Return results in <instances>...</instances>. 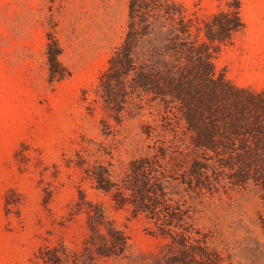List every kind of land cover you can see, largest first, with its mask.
Masks as SVG:
<instances>
[{"label":"trees","instance_id":"16d2710c","mask_svg":"<svg viewBox=\"0 0 264 264\" xmlns=\"http://www.w3.org/2000/svg\"><path fill=\"white\" fill-rule=\"evenodd\" d=\"M128 1L125 35L95 89L107 115L101 138L83 135L68 159L103 198L79 188L70 214L85 215L89 233L75 263L132 257L128 237L110 217L114 206L144 217L164 239L157 254L131 264H237L214 245V232L201 219L215 198L251 195L264 228V88L233 84L213 61L246 28L241 2L227 0L205 17L188 14L177 0ZM62 53L50 31L51 82L71 75ZM136 122L142 150L123 161ZM40 256L45 264H62L69 254L53 247Z\"/></svg>","mask_w":264,"mask_h":264},{"label":"rangeland","instance_id":"374dc122","mask_svg":"<svg viewBox=\"0 0 264 264\" xmlns=\"http://www.w3.org/2000/svg\"><path fill=\"white\" fill-rule=\"evenodd\" d=\"M190 15L209 16L227 0H177ZM245 30L214 54L217 74L253 90L264 88V0H240ZM128 0H0V264H45L40 253L65 248L62 264H76L89 230L85 215L70 211L79 188L97 195L68 159L83 135L101 138L107 117L96 86L113 47L123 39ZM54 31L70 69L51 82L48 33ZM111 122H114L112 119ZM139 123L120 159L142 150ZM259 202L245 195L214 199L201 225L214 232V245L237 264H264V228ZM110 217L125 233L131 258H97V264H131L157 254L164 239L144 217L110 206Z\"/></svg>","mask_w":264,"mask_h":264}]
</instances>
